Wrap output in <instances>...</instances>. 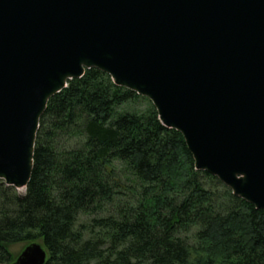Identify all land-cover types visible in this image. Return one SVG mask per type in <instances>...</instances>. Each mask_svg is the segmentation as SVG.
I'll return each mask as SVG.
<instances>
[{"label":"water","instance_id":"1","mask_svg":"<svg viewBox=\"0 0 264 264\" xmlns=\"http://www.w3.org/2000/svg\"><path fill=\"white\" fill-rule=\"evenodd\" d=\"M150 99L198 170L264 208V0H0V180L26 190L52 96L87 69ZM40 242L11 264H45Z\"/></svg>","mask_w":264,"mask_h":264},{"label":"trees","instance_id":"2","mask_svg":"<svg viewBox=\"0 0 264 264\" xmlns=\"http://www.w3.org/2000/svg\"><path fill=\"white\" fill-rule=\"evenodd\" d=\"M98 69L51 97L31 180H0V264L42 243L45 264H264V208L198 170L183 134ZM26 244V245H27Z\"/></svg>","mask_w":264,"mask_h":264},{"label":"rangeland","instance_id":"3","mask_svg":"<svg viewBox=\"0 0 264 264\" xmlns=\"http://www.w3.org/2000/svg\"><path fill=\"white\" fill-rule=\"evenodd\" d=\"M150 101H151L150 99H148V100H146V99H139L136 102L128 103V104L124 105L123 108L129 109V110L133 109V110H136V111H144L145 109L148 108V106L150 104ZM20 192L23 194V193H25V190H22ZM26 244L27 243H25V242L16 243V244L10 246V249L9 250L11 251V253L13 254V256L16 258V257H18L21 254V252L24 250V248L28 245V244L27 245Z\"/></svg>","mask_w":264,"mask_h":264}]
</instances>
